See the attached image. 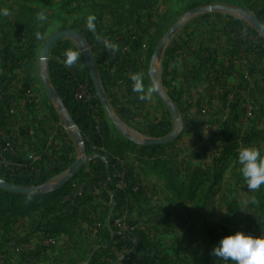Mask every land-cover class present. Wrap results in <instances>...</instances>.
I'll use <instances>...</instances> for the list:
<instances>
[{
  "label": "rangeland",
  "instance_id": "rangeland-1",
  "mask_svg": "<svg viewBox=\"0 0 264 264\" xmlns=\"http://www.w3.org/2000/svg\"><path fill=\"white\" fill-rule=\"evenodd\" d=\"M4 9L0 131L11 130L8 118L17 117L8 113L10 100L7 109L2 105L5 91L22 92L25 100L30 88L40 99L36 122L22 120L18 128L43 135L39 143L45 139L58 156L70 151L74 163L82 148L88 158L101 156L94 167L101 165L96 174L102 179L94 192L84 164L72 186L97 195L73 199L69 208L59 190L27 186L36 191L16 194L0 188V264H232L212 255L223 236L264 234V185L249 190L238 162L246 146L264 154V32L252 21L264 24V0H0ZM40 11L45 21L36 19ZM90 14L96 34L86 27ZM66 29L83 36L111 113L77 40L60 39L48 59L40 58L46 40ZM103 39L117 49H106ZM69 48L80 51L71 68L64 64ZM52 63L68 69L65 83L74 100L82 84L94 98L83 104L91 117L85 132L52 83ZM137 72L146 87H155L150 99L132 90L130 75ZM91 136L98 143L89 151ZM157 144L163 150L152 157L147 148ZM110 158L120 165L116 181L105 184L101 167ZM122 165L131 170L127 177ZM0 176L17 185L21 178ZM106 186L118 196L105 199Z\"/></svg>",
  "mask_w": 264,
  "mask_h": 264
},
{
  "label": "clouds",
  "instance_id": "clouds-1",
  "mask_svg": "<svg viewBox=\"0 0 264 264\" xmlns=\"http://www.w3.org/2000/svg\"><path fill=\"white\" fill-rule=\"evenodd\" d=\"M0 15H9L7 9L0 11ZM38 21L47 19L46 13L40 11L37 13ZM96 16L88 15L86 27L88 31L96 34ZM40 34L37 33V38ZM98 40L100 36L96 37ZM106 49L115 51L117 45L108 39H103ZM80 59V51L72 48L66 49L64 53V64L71 68L76 65ZM133 92L139 93V99L147 100L155 91V87H146L143 83L142 73H133L130 75ZM238 162L241 165L240 171L246 181L249 190H257L264 185V154L259 149L252 146L243 147L238 152ZM212 255L223 261H231L232 264H264V234L253 235L243 230H237L234 233L223 236L217 245L212 249Z\"/></svg>",
  "mask_w": 264,
  "mask_h": 264
},
{
  "label": "trees",
  "instance_id": "trees-1",
  "mask_svg": "<svg viewBox=\"0 0 264 264\" xmlns=\"http://www.w3.org/2000/svg\"><path fill=\"white\" fill-rule=\"evenodd\" d=\"M55 64L52 63L51 67H50V71H51V79H52V83L55 87V89L57 90V93L59 94V96L62 98L63 104L66 107V109L70 112V114L72 115V117L75 119V121L77 122L78 126L80 127V129L85 132L87 127L90 125V114H89V108L84 106V102L81 100H74L72 97V94L70 92V90L67 88V84L65 83V72H67V68H57L55 69ZM84 104V105H83ZM29 114V112H28ZM95 143L97 142L96 137L91 136L90 141H87V147L89 149V151L92 150L93 145H96ZM164 145L163 144H157V145H153L147 148L149 155H151L152 157H157L160 152L163 150ZM46 152L50 151V148H47L45 150ZM98 157H94L93 160L90 161V163L88 164V166H86L85 170L87 171V175L86 176H91L90 179V185L88 186H92L93 189L94 185L96 183H98L101 179H102V175H99V173L96 174V169H100V166H98V168H95L94 166H96V162H98ZM110 162L111 164H113L114 166H116V168H118L120 165L118 161H116L115 159L110 158ZM73 164V162L70 160L67 152H63L61 153V157H60V161L59 163L56 162H50L48 164H46L44 166V170L41 171V173L38 174H24V175H20L21 178H18V184L19 185H24V186H35L37 189H42L44 190V186L45 183H47V181L50 179V177H52L53 175L60 173V172H64L65 170H67L69 168V166ZM100 164V162H99ZM95 168H93V167ZM89 168V170H88ZM105 166L101 167V170H105ZM121 171L124 172V175L127 177L129 175V173H131V170L129 169L128 166H120ZM18 174H10L7 173L5 174V177L7 179L12 178L17 176ZM125 177V178H126ZM74 180V179H73ZM68 182V185H71L70 188H67L66 184L61 186L58 190L59 193L62 197V199L60 201L63 202L64 205H66L68 208L70 207V205H72L73 199L77 200H85L88 199L89 197H91V199H93L95 197V195L91 196V195H86L85 191L83 189L82 193L80 195L75 196L74 192L78 190V188H74L72 186V181ZM82 180V179H81ZM89 180V179H88ZM80 183H85V185H87V181L83 182L80 181ZM87 183V184H86ZM91 188V189H92ZM2 189V188H1ZM5 190L6 192H12L6 189H2ZM99 190V189H98ZM97 189L93 190L94 192L98 191ZM91 191V192H93ZM16 194H23V193H17L14 192ZM5 196V195H4ZM90 200V199H88ZM85 203H88V201H86Z\"/></svg>",
  "mask_w": 264,
  "mask_h": 264
},
{
  "label": "crops",
  "instance_id": "crops-1",
  "mask_svg": "<svg viewBox=\"0 0 264 264\" xmlns=\"http://www.w3.org/2000/svg\"><path fill=\"white\" fill-rule=\"evenodd\" d=\"M9 85H10V83H9ZM7 91H5V101H2V105L4 106V109H7L8 107L6 106V102H7V100H10V103H9L10 105H8L9 109L11 107H15L16 108L17 117H14V119L17 118V122L14 119L12 120V119H9V118H8V120L10 122L8 120H6V121L9 122L10 129L11 130H15L16 134H17L15 136V139H14L15 140L14 142L19 144V153H18V156L16 157V161L19 164H25L27 162V156H28V154L30 152H32V151L44 152L47 148L50 147L49 145L46 144L45 139L44 140L42 139L41 142L39 143V138H41L43 135L40 136L39 138H37L36 135L38 134V132L35 133L34 131H32V132L24 133V131L22 129L18 128L19 127L18 123H21V124L25 125V123H30V122L35 121L36 113L38 112V111H36V108L38 107L37 103H39L40 99H37V102L34 105L28 106L26 104V100H24V95L21 94L22 92L19 94L18 91L13 90V89H10V90H7ZM28 112H29V114H28ZM8 113H9V111H8ZM8 113L6 112V115ZM22 120L25 123L22 122ZM0 124H2L1 118H0ZM0 127H1V125H0ZM5 141L11 142L12 139L11 138H5ZM5 141L3 139H0V155L2 153V146L5 144ZM42 142H44V143H42ZM55 149L56 148L54 147V150ZM59 152H63V151H59ZM64 152H67L70 160L72 161L73 155L70 154V151L64 150ZM92 156L93 155H91L88 158V160H87V162L85 164L86 166H88L90 161L94 159V157H92ZM95 157H97V155H95ZM98 157H101V156H98ZM106 161L108 162V161H110V159L106 160ZM109 163L110 162H108V164H106L107 167L105 168V173H104V177H103V179L105 181V184H107L110 181L112 183L114 181H116L115 177L112 176V175H114V172L116 173V169L117 168L114 167L113 164H109ZM41 165H42V163L39 165L40 169L44 170L45 169L44 165H42V166ZM67 171H68V169L65 170L64 172L57 173V174L53 175L52 177H50L48 182L50 181V183L51 182L52 183L49 184L48 186H45V192L52 191V190H58L62 186V185H60V183H61L62 178L66 175ZM31 174H33V173H31ZM105 190H106L105 194H102V196L106 197L105 199H107V200L109 199V197L111 199H113L114 197L118 196V195H114L113 192H109L108 191V186H106Z\"/></svg>",
  "mask_w": 264,
  "mask_h": 264
},
{
  "label": "built area",
  "instance_id": "built-area-1",
  "mask_svg": "<svg viewBox=\"0 0 264 264\" xmlns=\"http://www.w3.org/2000/svg\"><path fill=\"white\" fill-rule=\"evenodd\" d=\"M81 88H82L81 90H78L73 93L74 98L83 101L85 104H91L94 99L92 94L89 92L86 85L82 84ZM0 92L3 93V90H1ZM25 100L28 106H32L37 102V97L30 88L26 89ZM9 115L12 117L16 115L15 107H11L9 109ZM3 131L4 130L0 131V139H3L5 141V138H11L12 141L11 142L5 141V144L2 146V153L0 155L1 172L5 174L10 173V174L24 175V174L33 173L39 175L42 171L39 166L41 163L44 166L50 162L57 161L59 163L61 156H58L57 152L48 151L44 153V152L32 151L27 156V162L25 164H19L16 161V157L18 156L19 153V144L14 142L15 136L17 135L16 131L15 130H6L4 132ZM81 193L82 190H77L74 192L75 196L80 195ZM49 239L50 241L48 240L47 243L53 244L55 242V238H49Z\"/></svg>",
  "mask_w": 264,
  "mask_h": 264
},
{
  "label": "water",
  "instance_id": "water-1",
  "mask_svg": "<svg viewBox=\"0 0 264 264\" xmlns=\"http://www.w3.org/2000/svg\"><path fill=\"white\" fill-rule=\"evenodd\" d=\"M252 21L255 24H257L260 27V29L264 32V24L260 20H258L257 18H252ZM180 24H181V22H179L178 24H176L173 27V29H171L169 31V35L172 34V32L174 31V29H177L180 26ZM63 38H72V39L77 40L81 44L82 48L85 50V57H86V59H88V61L92 65V68H91L92 77H93V80H94V82H95V84H96V86L98 88V91L100 93V97L102 98V100L104 102V105H105V108H106L107 112L111 113V109L109 107V104L105 100V98L103 96V93L101 91L100 85H99V81H98V78H97V75H96V71H95V62L93 60L92 54L85 47V42H84L83 36L78 31H76L74 29H66V30H61V31H58V32L52 34L46 40V42H45V44H44V46H43V48L41 50L40 58L43 61H45L46 59H48L49 58V55H50L51 48L54 45V43L56 41L60 40V39H63ZM44 85H45V88H46L47 93L50 96H54L55 93L52 90V87L50 85V82L46 78L44 79ZM65 115L67 117V121L72 126H74V121L72 120V118L70 117V115L68 113H65ZM76 132H77L78 139L80 141H83V137H82L80 131L79 130H76ZM167 141H168V139L155 140L154 142L155 143H163V142H167ZM82 151H83V153H82L81 158L78 159L73 164V166L67 171L66 175L62 178L60 185L66 184L69 181H71L72 178H73V176L83 167L84 164H86V162L88 160V156H87L86 151H85L84 148H82ZM0 188L6 189V190H9V191H12V192L23 193V194H29V193H33V192L36 191V188L27 187V186H20V185L11 183V182L7 181L6 179H4L1 176H0Z\"/></svg>",
  "mask_w": 264,
  "mask_h": 264
}]
</instances>
